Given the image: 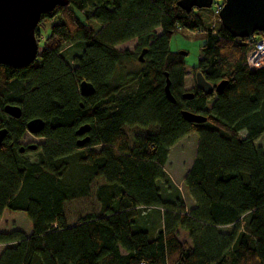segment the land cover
Returning a JSON list of instances; mask_svg holds the SVG:
<instances>
[{"label":"trees","instance_id":"trees-1","mask_svg":"<svg viewBox=\"0 0 264 264\" xmlns=\"http://www.w3.org/2000/svg\"><path fill=\"white\" fill-rule=\"evenodd\" d=\"M177 1L68 0L41 15L31 63L0 64V216L23 211L31 222L30 233L0 231V264H264V65H247L249 38L233 37L211 9ZM179 28L202 31L192 70L212 85L226 80L220 92L195 85L182 97L184 56L169 48ZM133 38V51L116 48ZM81 80L93 94L80 95ZM7 103L21 107L19 118L4 112ZM183 109L206 120L188 122ZM33 117L45 122L44 141L29 160L17 141ZM86 123L89 140L78 146ZM190 132L198 143L183 179L194 203L186 208L163 165ZM99 179L98 210L68 224L66 204L90 196Z\"/></svg>","mask_w":264,"mask_h":264},{"label":"water","instance_id":"water-1","mask_svg":"<svg viewBox=\"0 0 264 264\" xmlns=\"http://www.w3.org/2000/svg\"><path fill=\"white\" fill-rule=\"evenodd\" d=\"M213 0H178L176 4L183 10L190 11L193 8H206L212 6ZM68 0H0V64H10L20 67L31 63L39 52L36 28L40 22L41 15L51 11L55 6H64ZM220 23L233 37L246 38L253 36L256 32H264V0H223L222 7L218 13ZM144 48L139 54V61L143 60L146 52ZM185 56L186 51H179ZM195 85L204 94L211 95L220 92L227 83L222 80L212 85L205 80L200 71L194 73ZM78 91L81 96L94 93V85L87 80L78 83ZM164 93L170 102H175L170 91V79L165 72ZM184 99H191L193 93L184 91ZM82 106V103H80ZM3 110L6 114L19 118L21 107L17 104H5ZM182 117L188 122L201 123L206 120L202 114H196L188 110H181ZM45 122L40 117H33L26 121V131L38 134L44 128ZM90 130L88 123L80 125L75 133L82 136L77 139L78 146L89 140L87 132ZM7 134L5 127H0V144ZM36 143H30V149L36 148ZM23 151V146L19 147Z\"/></svg>","mask_w":264,"mask_h":264},{"label":"rangeland","instance_id":"rangeland-1","mask_svg":"<svg viewBox=\"0 0 264 264\" xmlns=\"http://www.w3.org/2000/svg\"><path fill=\"white\" fill-rule=\"evenodd\" d=\"M207 16L206 12H204ZM97 27V23H95ZM49 22L45 21L39 26L40 38L43 40L45 35L49 32ZM161 33L160 28L155 29V34L158 35ZM197 34L190 33L189 31H184L181 28L177 29L174 33L171 34L169 40V48L173 52L186 51L187 54L184 56L185 61V76L183 81V89L185 91L191 90L195 86L194 72L193 67L197 65L198 59L200 57V44L205 41V37L196 36ZM136 46L135 39L128 40L116 46L119 50H129L133 51ZM67 47H64V51H67ZM138 129L135 127L126 128V132L130 138V144L133 143L132 137ZM241 135H245V131H241ZM44 141L43 136H37L25 132L21 144H27L35 142L41 144ZM198 143V134L195 132H190L179 139L174 143L170 149L167 157V161L163 165L164 170L168 174L169 180L173 182L175 186L178 187L183 200L187 207H190L192 200L188 195V192L183 184V179L188 170L190 169ZM37 154V150L30 151L28 150L24 157L29 160H34ZM102 183V179L96 180L92 186L91 195L88 197H80L68 202L65 206L66 222L72 224L78 218L84 216L85 214L91 211H97L99 204L96 198V186ZM185 205V206H186ZM186 207V208H187ZM11 229H21L25 233H30L31 231V222L27 217V214L23 211H11L4 209L3 213L0 216V231H10ZM224 229V228H223ZM179 239H187L186 234L181 231L179 232ZM2 248V245L0 246Z\"/></svg>","mask_w":264,"mask_h":264},{"label":"built area","instance_id":"built-area-1","mask_svg":"<svg viewBox=\"0 0 264 264\" xmlns=\"http://www.w3.org/2000/svg\"><path fill=\"white\" fill-rule=\"evenodd\" d=\"M221 7H222L221 0H216L212 3L210 9H211V17L213 18L214 21H219L218 13ZM189 32L190 33L192 32L193 34L202 33L201 30L189 31ZM248 38H249V43L252 44L251 45L252 48L246 57L247 65L250 68H257L263 66L264 65V35L260 37L251 36Z\"/></svg>","mask_w":264,"mask_h":264},{"label":"flooded vegetation","instance_id":"flooded-vegetation-1","mask_svg":"<svg viewBox=\"0 0 264 264\" xmlns=\"http://www.w3.org/2000/svg\"><path fill=\"white\" fill-rule=\"evenodd\" d=\"M133 39H135V41H136V46H135V49H136V47L138 46V41H137V39L136 38H133ZM130 40H132V39H130ZM126 42V41H125ZM121 44V43H120ZM119 45V44H118ZM136 53V55H135V58H136V60L138 61V62H143V60L142 61H139V54H140V50H138L137 52H135ZM10 104V103H9ZM31 134V133H30ZM24 135V134H23ZM33 135H37V134H33ZM38 136V135H37ZM23 137V136H22ZM22 137L17 141V144H18V150H19V147L20 146H23V151H19L21 154H25L28 150H30V151H34V150H37V148H38V145L39 144H37L36 143V148L35 149H30L29 147H28V145L30 144V143H27V144H21V139H22ZM80 137H82V136H79V138ZM31 143H35V142H31Z\"/></svg>","mask_w":264,"mask_h":264},{"label":"crops","instance_id":"crops-1","mask_svg":"<svg viewBox=\"0 0 264 264\" xmlns=\"http://www.w3.org/2000/svg\"><path fill=\"white\" fill-rule=\"evenodd\" d=\"M185 203V202H184ZM191 203H193V201L191 202ZM186 205V204H185ZM194 204H191V206L190 207H187V205H186V207L187 208H191L192 206H193ZM2 245V248H4L6 245L5 244H0V246Z\"/></svg>","mask_w":264,"mask_h":264}]
</instances>
